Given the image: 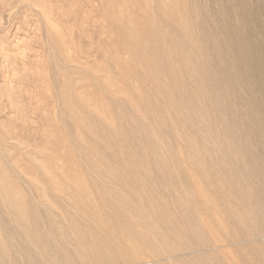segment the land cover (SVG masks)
Segmentation results:
<instances>
[{"label": "rangeland", "instance_id": "1", "mask_svg": "<svg viewBox=\"0 0 264 264\" xmlns=\"http://www.w3.org/2000/svg\"><path fill=\"white\" fill-rule=\"evenodd\" d=\"M0 264H264V0H0Z\"/></svg>", "mask_w": 264, "mask_h": 264}, {"label": "bare ground", "instance_id": "2", "mask_svg": "<svg viewBox=\"0 0 264 264\" xmlns=\"http://www.w3.org/2000/svg\"><path fill=\"white\" fill-rule=\"evenodd\" d=\"M9 187V186H8ZM9 190H8V188H7V192H8ZM10 192V191H9ZM11 195V194H10Z\"/></svg>", "mask_w": 264, "mask_h": 264}]
</instances>
